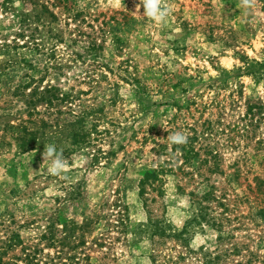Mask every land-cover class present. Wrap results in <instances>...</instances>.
Here are the masks:
<instances>
[{"label": "rangeland", "instance_id": "obj_1", "mask_svg": "<svg viewBox=\"0 0 264 264\" xmlns=\"http://www.w3.org/2000/svg\"><path fill=\"white\" fill-rule=\"evenodd\" d=\"M163 3L172 11L159 25L140 0H0V45L25 42L16 56L33 64L0 51V264H264V1ZM31 77L70 93L76 112L96 110L99 163L87 150L61 175L46 170L51 129L17 91ZM177 130L185 143L170 141ZM182 146L198 155L184 161ZM207 191L231 211L212 202L213 227L194 218L190 253L173 236L135 243L105 219L120 202L131 225L180 231L198 213L191 194Z\"/></svg>", "mask_w": 264, "mask_h": 264}, {"label": "trees", "instance_id": "obj_2", "mask_svg": "<svg viewBox=\"0 0 264 264\" xmlns=\"http://www.w3.org/2000/svg\"><path fill=\"white\" fill-rule=\"evenodd\" d=\"M1 44L0 51L9 56L11 64L24 63L27 68L33 69L32 62L24 57L16 56L18 50L24 47L25 42L19 43L14 41L6 43L3 41ZM40 82H42L41 79L36 80L34 77H31L29 82L18 86V95L22 97L23 104L27 108V116L30 118V120L32 117L38 119L40 123L39 126L41 128H44L45 130L46 127L51 129V140L58 150L63 151L64 157L72 159L73 157L80 154L85 155L87 153L85 151L88 150L87 157H89L90 163H99L101 157L104 156H100L102 154V150L97 145L103 140L102 135L103 132H105V129H100L99 125L97 124L98 118H96V116L93 114L96 112V110L89 109L76 112L74 109H72L73 97L70 93L64 92L59 87L50 83L39 85ZM39 105H42V111L40 108H38ZM62 105L65 108L64 113L67 116L65 120L60 121L57 116L52 115H54V113L58 114L59 111H61L58 107ZM54 109H56L57 112L52 113ZM39 116L41 117L38 118ZM35 133H37V131H29L25 134L33 135ZM181 149H184V161H189L198 155V153L195 152L192 147H188L186 150L185 146H182ZM109 154L112 153H105V155ZM161 172H163L161 168L147 170L144 172L143 176L138 182L140 195L143 196V194L146 192V187H151L156 182L160 181L159 175ZM191 195V206L194 208V210L196 209L198 213L194 214L192 219L186 221L180 231H175L172 233L169 231L167 232L168 228L162 220H153L151 218H149L145 223L139 222L131 225L127 214V207L120 202L114 203V207H117V210L108 213V215L106 214L105 219L107 218V223L112 227L114 226L115 228L124 227V229H127L129 226L131 228L132 241L135 243H138L147 237L173 236L181 241L182 245L184 246L183 250H185L187 253H190L192 248L188 246L186 241L188 238V228L193 222H195L194 218L196 217L204 221V224L200 222L198 223L201 227H213L218 219L221 220L215 216H208V210L212 208V202H216L215 206L222 207V212H220L222 215L224 213L226 214L228 211H231L229 204L230 199L227 198L225 194L221 196H215L211 191H207L200 195ZM259 210L264 213V207H261ZM223 219L226 222L231 221L230 217L228 216H224ZM69 223L73 226L76 225L75 222ZM217 226L218 228L216 229L220 231L221 235V233H223L221 232L222 228H220L222 226L221 222H218ZM64 229H68L67 223L64 224ZM64 236L65 237H63V240L61 241L62 245L65 244L64 240L66 239V233ZM178 257L180 259H184L180 254ZM176 263L177 262H174L173 264Z\"/></svg>", "mask_w": 264, "mask_h": 264}, {"label": "clouds", "instance_id": "obj_3", "mask_svg": "<svg viewBox=\"0 0 264 264\" xmlns=\"http://www.w3.org/2000/svg\"><path fill=\"white\" fill-rule=\"evenodd\" d=\"M140 2L143 7V15L156 24L163 25L171 14L172 9L166 6L163 0H140ZM169 139L172 143H185L187 135L183 131L177 130L169 134ZM43 157L48 161L46 170L50 174L61 175L68 167L63 151L58 150L54 144L47 145L46 150L43 151Z\"/></svg>", "mask_w": 264, "mask_h": 264}]
</instances>
